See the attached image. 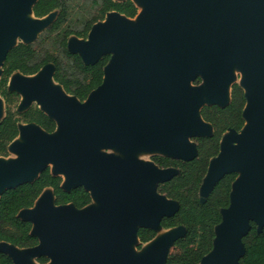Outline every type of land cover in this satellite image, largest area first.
Instances as JSON below:
<instances>
[{
	"label": "water",
	"instance_id": "1",
	"mask_svg": "<svg viewBox=\"0 0 264 264\" xmlns=\"http://www.w3.org/2000/svg\"><path fill=\"white\" fill-rule=\"evenodd\" d=\"M36 1L0 0V72L15 36L30 43L49 24L52 12L34 17ZM132 1L138 8L134 18L111 12L92 26L87 39L68 40V50L85 64L111 55L103 83L84 102L54 81L51 64L13 82L10 90L24 95L22 106L27 109L35 100L58 130L54 136L56 130L19 125L9 145L18 156L0 157V195L32 182L54 164L55 171L49 168L63 176V188L82 186L98 204L97 211L56 206L52 190H43L33 207L18 214L32 223L39 243L19 248L0 242V252L14 264H32L41 256L49 264H165L183 229L158 236L160 218L173 215L178 204L159 195L155 185L173 178L175 170L122 160L100 149L143 146L192 159L196 148L187 136L211 133L200 109L230 101L235 63L245 70L238 83L245 92V124L239 132L224 134L204 178L201 201L226 174L237 172L238 177L213 249L200 264H240L242 238L251 223L258 232L264 227V0H138L144 5L140 13L137 0ZM196 76L203 87L190 85ZM4 115L0 112V120ZM19 136L24 142H17ZM139 227L156 229L157 236L139 259L131 260L128 241L137 238Z\"/></svg>",
	"mask_w": 264,
	"mask_h": 264
},
{
	"label": "trees",
	"instance_id": "2",
	"mask_svg": "<svg viewBox=\"0 0 264 264\" xmlns=\"http://www.w3.org/2000/svg\"><path fill=\"white\" fill-rule=\"evenodd\" d=\"M70 0H37L32 6L36 18H42L57 10L58 15L47 30L50 35L67 23L68 3ZM95 13L85 19L80 29L65 27L59 41V53L41 51L32 43L19 42L10 48L1 65L0 96L5 103V115L0 120V157L9 155V145L19 134V125L36 124L47 133L56 130V121L42 111L38 105H31L24 111L18 110L20 94L8 88L11 75L19 72L25 76L38 73L44 66L53 65L54 81L63 90L84 102L90 93L104 80L105 68L111 55H103L93 64H85L78 53L68 50L71 36L87 39L92 26L105 20L106 15L117 12L127 18H134L138 8L132 0H92ZM71 70V73L68 70ZM246 105L244 89L238 84L231 85L230 101L223 106L204 105L200 109L203 121L210 124L212 131L205 136H193L191 142L196 155L189 160L167 155H152L151 162L160 169H173L175 175L168 181L155 185L156 192L178 204L177 211L159 220L162 229L181 227L183 234L170 246L165 264H200L214 246L216 229L223 220V211L231 204L233 185L237 172L226 174L210 193L201 201V187L211 160L220 150L221 140L226 132H239L244 124L243 111ZM63 178L53 173L49 167L41 171L32 182H25L8 188L0 195V242H6L19 248L34 247L39 243L37 236L31 233L32 223L19 217V212L34 206L35 201L46 188L52 190L54 205H72L82 209L92 201L91 193L82 186L65 189ZM138 243L135 249L140 251L144 244L157 236V230L139 227L136 232ZM245 253L240 264H264V227L258 232L255 223L242 238ZM45 264L48 258L37 259ZM0 264H14L5 253L0 252Z\"/></svg>",
	"mask_w": 264,
	"mask_h": 264
},
{
	"label": "rangeland",
	"instance_id": "3",
	"mask_svg": "<svg viewBox=\"0 0 264 264\" xmlns=\"http://www.w3.org/2000/svg\"><path fill=\"white\" fill-rule=\"evenodd\" d=\"M137 2H139L138 6H139V13H140L144 5L141 1L137 0ZM95 8L96 7L93 4L92 0H70V2L68 3L67 23L63 27H61L60 30H58L57 32H54V33L48 35L47 30L49 29V27L51 26V23L56 19L57 15H58V11L52 12L49 15V18H50L49 24L45 28H43L42 30L37 32L35 34V36L31 39L30 43L34 44L41 51L46 50V51H50L54 54H58L59 48H60L59 47L60 36H61L63 30L65 29V27L69 26L72 28L80 29L83 21L85 19H88L92 14L95 13ZM27 17H31V14H28ZM134 20L135 19H133L132 21H134ZM73 40H82V39H79L75 36H71L69 38V41L71 42ZM26 41L27 40L23 39L20 36H15L13 38V45L17 44L18 42H26ZM68 72L73 74L70 69L68 70ZM22 76L23 75L18 73V72L14 73L9 79V83H8L9 89H14V87H13L14 80L16 78H19ZM244 77H245L244 68L239 63H235L232 67V70H231V84L242 83V81L244 80ZM190 85L192 87H203L204 81H203L201 76H196L190 81ZM23 100H24V95L21 93L20 104L18 106L20 110L26 109L25 107L22 106ZM205 102H207V101H205ZM30 105H37V102L35 100H32ZM1 106L2 107H1L0 112H1V116H3L5 114V103H4V100L2 98H1ZM57 130L55 131L54 136L57 135ZM227 135L228 134H226L225 137H227ZM191 138H192V136H187V139L192 144ZM17 142H24V140L21 139L19 136L17 138ZM100 153L105 154V155L114 156V157H117V158L122 159V160L134 159V160H137V161H140L143 163H151V161H150L151 155L166 154V152H164L160 149L148 150V149L144 148L143 146H133V147H128V148H125L123 146H121L120 148L103 147L100 149ZM17 156L18 155L10 147L9 155L4 158V161H9L11 159L16 158ZM49 167L51 168V170L55 171L54 164H49ZM146 184L148 186L154 187V184H152V183H146ZM45 193H50V190H46ZM97 208H98V204L93 200L89 206L84 208V210H87V209L96 210ZM139 225H141V224H137V226H139ZM174 231H175L174 229H166V230L159 229L158 230V236L167 235V234H170ZM137 243H138V239L136 237H133L128 241L129 258L131 260L139 259L143 255L144 250H145L146 246L148 245V244H145L141 251H137L135 249V245ZM49 262H50V259L45 264H49ZM31 263L32 264H41L37 261V258L31 259Z\"/></svg>",
	"mask_w": 264,
	"mask_h": 264
},
{
	"label": "bare ground",
	"instance_id": "4",
	"mask_svg": "<svg viewBox=\"0 0 264 264\" xmlns=\"http://www.w3.org/2000/svg\"><path fill=\"white\" fill-rule=\"evenodd\" d=\"M138 4H139V2H138ZM204 97H205V95H204ZM12 153H13V152H12ZM15 156H16V155H15ZM64 178H66V176H65ZM94 201L97 203L96 200H94ZM96 211H97V209H96ZM150 246H151V244L148 243V245H147L146 248H145V251H147V250L149 249Z\"/></svg>",
	"mask_w": 264,
	"mask_h": 264
},
{
	"label": "flooded vegetation",
	"instance_id": "5",
	"mask_svg": "<svg viewBox=\"0 0 264 264\" xmlns=\"http://www.w3.org/2000/svg\"><path fill=\"white\" fill-rule=\"evenodd\" d=\"M80 39V38H79ZM23 75V74H22ZM12 76V75H11ZM25 76V75H24ZM9 83V82H8ZM72 96V95H71ZM31 106V105H30ZM29 106V107H30ZM154 155H162V154H154ZM152 156V155H151ZM151 161V160H150ZM90 192V191H89ZM92 197V196H91ZM92 201H93V198H92ZM92 201H91V203H92ZM91 203H89L88 205H86L84 208H86L87 206H89ZM166 230V229H165Z\"/></svg>",
	"mask_w": 264,
	"mask_h": 264
}]
</instances>
